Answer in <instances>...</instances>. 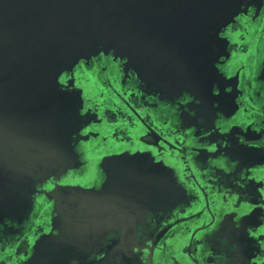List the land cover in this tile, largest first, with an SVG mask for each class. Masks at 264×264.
Instances as JSON below:
<instances>
[{
	"label": "flooded vegetation",
	"instance_id": "af4514ba",
	"mask_svg": "<svg viewBox=\"0 0 264 264\" xmlns=\"http://www.w3.org/2000/svg\"><path fill=\"white\" fill-rule=\"evenodd\" d=\"M221 36L219 73L186 82L192 96L111 57L80 65L78 162L27 187L19 214L18 185L0 184V264H264V0H242ZM123 152L143 154L140 173L107 181L103 159ZM67 187L96 205L56 210Z\"/></svg>",
	"mask_w": 264,
	"mask_h": 264
},
{
	"label": "water",
	"instance_id": "95a60500",
	"mask_svg": "<svg viewBox=\"0 0 264 264\" xmlns=\"http://www.w3.org/2000/svg\"><path fill=\"white\" fill-rule=\"evenodd\" d=\"M241 1L0 0V184L19 189L17 204L6 207L21 213L31 202L27 187L64 176L78 162L71 141L83 128V89L75 85L81 64L90 71L89 62L111 57L138 80L165 85L171 74L186 78L176 97L196 95L186 82L203 71L219 73L221 31L239 14ZM143 158L123 152L101 166L107 181H119L140 173ZM102 192L108 198L107 186ZM63 193L55 196L56 210L68 206L67 198L96 205L92 189Z\"/></svg>",
	"mask_w": 264,
	"mask_h": 264
}]
</instances>
